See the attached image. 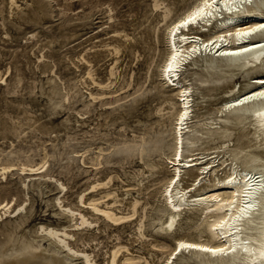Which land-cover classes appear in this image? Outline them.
<instances>
[{"label":"rangeland","instance_id":"374dc122","mask_svg":"<svg viewBox=\"0 0 264 264\" xmlns=\"http://www.w3.org/2000/svg\"><path fill=\"white\" fill-rule=\"evenodd\" d=\"M194 1L16 0L20 6L17 10L11 7L10 0H0V165L17 164L16 169L7 174L6 180L2 179L0 174V204L11 200L12 196L18 198V204L26 198L21 191V182L25 176L20 175V165L26 163L25 165L40 167V164L46 161L42 168L46 169L45 173H50L49 176L67 188L61 197L64 205H72L71 207L76 209L75 196L98 180L108 181V185L97 193L114 188L126 199L135 196L144 201L147 198L141 202H146V212L148 211L142 220L147 236L144 244L133 229L138 225L137 218L131 221L133 224L127 222L107 227L102 220L88 215L93 222L96 220L94 227L74 231L73 222L56 207L54 199L61 195L60 189L54 182H43L40 186L26 190L28 201L26 212L20 215L22 218L13 217L12 214L2 215L0 210V248L12 237L27 239L33 241L34 245L47 246L46 248L50 249L48 242L41 238L38 226L44 224L61 227L64 223L69 232L74 231L71 246L73 244L72 247L79 251H88L95 264H109V254L119 242L130 246L134 254L142 253L158 262L161 251L150 247L148 241L155 243L164 239L161 236L157 238L158 235L150 224L152 219L159 215V207L154 203L156 192L168 176V172L161 169L164 161L161 156L165 149L160 152L159 139L165 138L164 141H168L170 124L166 116H161L165 111L159 112L160 105L163 104L161 91L164 87L157 77L156 70L165 57L166 47L162 40L165 24L181 14ZM155 2L160 6L156 7ZM163 4L171 5L170 14L165 20L162 13ZM129 37L130 40H127ZM115 46L118 47L117 54L113 52ZM152 67L154 69H151ZM88 70L94 79L96 77V84L88 77ZM83 74H86L85 77ZM236 81L237 84L241 83V79ZM190 82L193 86L195 116L206 113V117H214L217 103L221 99H213L204 106L200 98L204 87L195 81ZM228 85L231 84H224L225 87ZM91 93L96 95V100L91 98ZM139 145L145 149L142 154L138 153V150L131 154L132 149L128 148L136 149ZM130 155L132 159L129 160ZM83 160L87 163H83ZM98 161L101 162L98 166L91 167ZM154 165V169L150 170ZM159 181L161 182L158 183ZM138 183L140 187H131L132 184L136 186ZM149 203H152L151 206ZM140 241L141 243H138ZM149 251L154 253L157 259L152 258ZM65 254L66 252L61 253L62 256ZM161 261L162 259L159 262Z\"/></svg>","mask_w":264,"mask_h":264},{"label":"bare ground","instance_id":"6f19581e","mask_svg":"<svg viewBox=\"0 0 264 264\" xmlns=\"http://www.w3.org/2000/svg\"><path fill=\"white\" fill-rule=\"evenodd\" d=\"M10 4L17 10L20 7L16 0H10ZM155 5L160 6L156 2ZM169 6L171 5L163 4L164 20L170 14ZM165 25L164 39L162 38L166 47L165 57L156 71L164 87L161 91L163 104L160 105L159 112L165 111L161 116H166L170 124L168 141H164L165 138L159 139L160 145L158 144L160 152L162 149L167 152L164 150L162 152L161 157L164 161H162L161 169L168 172V176L155 195L154 203L159 207V215L152 219L151 224L149 223L158 235L157 238L161 236L164 239L155 243L148 241L149 246L161 251L162 255L156 262L142 253L134 254L130 246L117 241L118 244L109 254L108 262L109 264H264V27H262L264 26V0H195L191 6ZM116 33H118L117 30ZM154 34L153 38H155ZM127 40H130V37ZM113 52L117 54L118 47H113ZM178 70L182 71L177 72ZM87 75L93 84H96V77L95 79L92 77L91 71ZM239 79L241 83L237 84L236 80ZM190 81H195L204 87L203 94L200 96L204 106L213 99H221L217 103L214 117H206V113L195 116L193 86ZM105 83H107L106 80ZM224 84L231 85L225 87ZM90 96L92 99H97L92 93ZM90 103H92L91 100ZM41 132L46 133L45 130ZM128 149H132L131 154L134 150H138L140 154L145 150L142 145L136 149L135 147ZM130 156L129 160L132 159V155ZM45 162L42 161L43 164H40V167L31 166L32 164L25 165L26 163L20 165V175L25 176L21 182V191L26 198L18 204V198L11 195V200L0 204L2 215L12 214L13 217L22 218L23 216L20 215L26 212L28 201L26 190L33 186L34 188L40 186L43 182H54L61 193L59 197H54L56 207L62 215L73 222L72 230L92 228L97 223L96 220H102L106 226H117L127 222L132 223L131 221L137 218L138 225L136 222L137 227L133 229L138 239L142 242L146 240L142 220L148 211L146 212V202H142L147 198L142 201L131 195L132 198L126 199L121 197L114 188L97 193L99 189L107 188L108 181L95 180L87 189L81 191L77 197L75 196L77 208H72V205H64L61 199L67 188L49 176L50 173L47 175L45 168L42 169ZM83 163L87 162L83 160ZM100 163L98 161L91 167L98 166ZM16 165H0L1 178L6 180L7 174L15 170ZM155 165L150 170L154 169ZM109 176L111 177V173ZM121 185L123 186V183ZM132 185L133 188L140 187V183L136 186ZM151 204L148 205L151 206ZM88 215L94 217L95 222L90 220ZM38 228L41 238L48 242L50 249L46 248L47 246L34 245L33 241L27 239L10 237L0 248V264H95L88 251H79L72 247L73 244L71 246L74 231L69 232L64 223L61 227L40 224ZM182 245L195 247H181ZM205 249H223L224 251L213 254ZM62 252L66 254L62 256ZM150 256L157 259L152 252ZM161 259L162 261L159 262ZM75 260L79 262H74Z\"/></svg>","mask_w":264,"mask_h":264},{"label":"snow or ice","instance_id":"6c2138e0","mask_svg":"<svg viewBox=\"0 0 264 264\" xmlns=\"http://www.w3.org/2000/svg\"><path fill=\"white\" fill-rule=\"evenodd\" d=\"M264 27V26H262ZM181 247H187V248H191V247H195L194 245H182ZM205 251H210L212 252L213 254H216L217 252H223L224 250L223 249H205Z\"/></svg>","mask_w":264,"mask_h":264}]
</instances>
